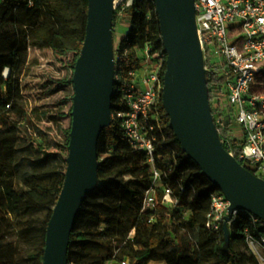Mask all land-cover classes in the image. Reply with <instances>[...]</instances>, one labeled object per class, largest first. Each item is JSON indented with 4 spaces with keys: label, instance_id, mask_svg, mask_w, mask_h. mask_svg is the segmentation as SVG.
Here are the masks:
<instances>
[{
    "label": "trees",
    "instance_id": "obj_1",
    "mask_svg": "<svg viewBox=\"0 0 264 264\" xmlns=\"http://www.w3.org/2000/svg\"><path fill=\"white\" fill-rule=\"evenodd\" d=\"M124 11L130 26L120 48L129 51L125 58L127 68L133 66L132 59L144 46L146 37L154 49L166 55L155 2L135 0ZM87 14L88 0H34L32 7L19 6L15 0L0 4V205L5 188L22 195L27 187L43 193L63 186L72 124L66 125L65 120L71 118L72 110L66 113L58 107L67 99L50 107L33 104L25 93L26 77L34 66L30 59L32 49H51L59 58L73 53L66 63L68 71L63 77H48L45 91L49 96L70 86L73 100L72 78L84 42ZM7 67L10 74L5 78ZM165 71L166 59L163 79ZM222 84V78L209 72L210 101L219 96ZM121 108L125 107L115 83L112 114ZM160 109L163 127L158 135L157 155L166 162L175 152V170L164 180L179 199L178 208L159 202V216L153 224L147 214L140 215L143 193L151 181L150 169L144 155L130 148L121 125L113 119L99 140V158H103L100 181L76 218L69 264H101L118 247L119 258L128 257L132 264H149L151 260H166L169 264H243L241 255L232 248L235 242L246 246L237 225L231 226L228 251L224 250V229L205 228L211 194L219 189L183 151L162 98ZM243 164L251 172L257 171L256 164ZM124 175H130V180L123 179ZM186 210L192 212L189 219L184 217ZM50 218L51 214L36 224L33 220L20 223L22 227L15 238L7 229L9 219L0 208V264H43ZM134 226L136 234L128 238ZM250 264H258L252 256Z\"/></svg>",
    "mask_w": 264,
    "mask_h": 264
},
{
    "label": "water",
    "instance_id": "obj_2",
    "mask_svg": "<svg viewBox=\"0 0 264 264\" xmlns=\"http://www.w3.org/2000/svg\"><path fill=\"white\" fill-rule=\"evenodd\" d=\"M116 1L88 0L84 42L72 78L66 175L47 225L43 264H69L76 218L100 181L99 140L113 121ZM153 1L167 55L163 105L183 151L230 202L223 225L224 250L228 251L229 222L235 211L245 210L264 220V178L248 170L222 143L211 108L195 0Z\"/></svg>",
    "mask_w": 264,
    "mask_h": 264
},
{
    "label": "built area",
    "instance_id": "obj_3",
    "mask_svg": "<svg viewBox=\"0 0 264 264\" xmlns=\"http://www.w3.org/2000/svg\"><path fill=\"white\" fill-rule=\"evenodd\" d=\"M3 1L6 0H0V4ZM15 2L19 6L34 5V0ZM195 5L205 66L223 79L219 96L211 101L222 143L240 163L256 164L255 174L263 177L264 0H195ZM128 53L120 44L115 48V83L120 88L125 108L116 110L112 119L119 122L130 148L144 155L150 169L151 181L143 193L140 215L147 214L149 222L155 223L159 202L169 208L179 206V199L164 180L175 170V152L166 162L157 155L158 135L163 127L160 101L164 79L161 72L167 55L154 49L148 37L144 46L136 51L133 66L129 68L125 60ZM9 74L7 67L3 76L8 78ZM229 206L221 190L213 192L205 228L220 231L229 214ZM191 214V210L184 211L186 219ZM232 225H237L249 254L258 264H264V220L248 211L237 210L229 222V226ZM136 230L134 226L128 238L134 237ZM120 249L116 248L101 264H132L128 257L119 258Z\"/></svg>",
    "mask_w": 264,
    "mask_h": 264
},
{
    "label": "rangeland",
    "instance_id": "obj_4",
    "mask_svg": "<svg viewBox=\"0 0 264 264\" xmlns=\"http://www.w3.org/2000/svg\"><path fill=\"white\" fill-rule=\"evenodd\" d=\"M133 1L135 0H122L119 4H117L114 18L115 48L119 46L122 39L128 33L130 20L129 16L124 11V8L129 6ZM72 55L69 54L66 57L62 56V58H59L51 49H32L30 59L31 61L34 60V66L30 70L29 75L26 77L27 88L25 93L33 104L48 105V107H50L51 105L58 104L59 101L67 99L66 103L58 104V107L66 113H68L70 109L72 110L73 100L70 99L72 95L70 86L62 88L49 96L45 94V91L48 89V86H46L48 77H63L68 71L66 63H69ZM70 122H72V115L71 118H66L65 124H70ZM102 159L100 158V161ZM122 178L130 180L131 176L124 175ZM60 191L61 189H53L41 193L27 187L26 192L20 195L13 188H5L0 208L3 215L9 219V223L6 224L7 229L11 231L12 235L14 233L15 237L17 232L22 227L20 226V223L30 222L33 220V224H36L35 221L37 220L42 219L44 221L46 216L49 214L52 215L54 207L57 203V196H59ZM158 208L159 207L157 206V210ZM141 218L147 217L142 216ZM232 248L234 252L241 255L243 264H250L251 255L249 254L246 246L235 242L233 243ZM213 261L217 260L214 259Z\"/></svg>",
    "mask_w": 264,
    "mask_h": 264
},
{
    "label": "crops",
    "instance_id": "obj_5",
    "mask_svg": "<svg viewBox=\"0 0 264 264\" xmlns=\"http://www.w3.org/2000/svg\"><path fill=\"white\" fill-rule=\"evenodd\" d=\"M149 264H169L166 260H151Z\"/></svg>",
    "mask_w": 264,
    "mask_h": 264
},
{
    "label": "bare ground",
    "instance_id": "obj_6",
    "mask_svg": "<svg viewBox=\"0 0 264 264\" xmlns=\"http://www.w3.org/2000/svg\"><path fill=\"white\" fill-rule=\"evenodd\" d=\"M120 1H122V0H117V1H116V5H117V4H119V3H120Z\"/></svg>",
    "mask_w": 264,
    "mask_h": 264
}]
</instances>
